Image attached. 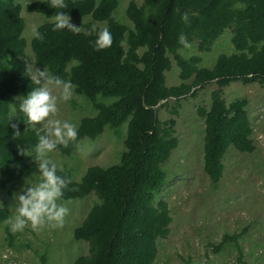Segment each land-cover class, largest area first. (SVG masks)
I'll return each instance as SVG.
<instances>
[{
    "label": "trees",
    "instance_id": "16d2710c",
    "mask_svg": "<svg viewBox=\"0 0 264 264\" xmlns=\"http://www.w3.org/2000/svg\"><path fill=\"white\" fill-rule=\"evenodd\" d=\"M66 7L53 8L51 0L26 4L30 12L48 20L33 37L36 63L51 76L71 81L74 91L87 98L96 113L83 117L77 136L56 151L70 154L81 139H94L107 128L115 133L127 123L125 149L117 162L89 166L80 181L57 165V175L70 178L61 201L83 198L94 192L98 200L74 230L76 239L89 244L87 254L74 264H158V241L171 232L172 216L167 201L155 204L166 180L163 163L179 144L175 119L162 122L156 108L165 100L195 94L196 88L216 81L209 107L198 109L205 121L203 170L214 186L224 175V156L230 147L253 152L252 122L248 99H224V87L236 79H258L264 84V0H131L129 28L114 13L119 0H64ZM91 16L105 26L88 27L73 33L53 30L52 16ZM187 15V21L181 19ZM73 23L72 21H70ZM74 24V23H73ZM75 25V24H74ZM25 20L16 0H0V189L12 195L24 176L38 173L33 159L21 148L34 151L37 130L21 119L10 120L15 96L36 87L24 60ZM232 28L235 52L221 53L212 67L202 65V56L186 57L179 36L197 41L200 51H209L226 28ZM107 28L110 47L97 49L95 33ZM172 58L180 68L181 84L168 86L166 72ZM16 123L19 135H13ZM41 134H42V130ZM10 218L0 204V224ZM242 233H225L215 252L233 243L238 264H250L240 239Z\"/></svg>",
    "mask_w": 264,
    "mask_h": 264
},
{
    "label": "rangeland",
    "instance_id": "374dc122",
    "mask_svg": "<svg viewBox=\"0 0 264 264\" xmlns=\"http://www.w3.org/2000/svg\"><path fill=\"white\" fill-rule=\"evenodd\" d=\"M22 5L25 27L22 36L26 40L24 60L33 77L43 70L51 76L48 69L39 66L35 60L31 42L32 30L48 20L44 15L30 12L26 4L34 0H16ZM131 0H119L114 16L129 28L134 25L127 14ZM139 4L142 0H135ZM79 29L105 26V22L96 21L91 16L71 17ZM232 28H226L214 42L209 51H200L198 42L189 43L180 52L186 57L194 54L202 56V65L212 67L221 53L235 52L232 42ZM180 68L174 58L170 70L166 72L168 86L181 84ZM218 88L216 81L196 88L195 94L181 98H171L156 107L162 122L175 119L178 146L163 163L166 180L157 192L155 204L160 200L168 202L172 222L167 238L158 241V264H238L237 251L233 243H227L219 252H215L225 233H242L240 239L250 264H264V84L258 79H236L224 87V99L229 103L236 98L248 99V112L252 122L253 152H240L230 147L223 162L224 175L218 186H214L203 170L205 121L199 115L201 106L209 107L211 93ZM52 91L59 97L60 90ZM16 95L12 104H19ZM58 113L55 118L68 120L78 126L85 116L96 113L91 102L82 95L73 92L71 99L58 100ZM17 109L14 119H21ZM28 126V125H27ZM33 128L32 126H28ZM37 128H33L38 130ZM127 123L119 132L107 128L100 136L81 139L70 154L54 150L48 154L59 167L72 172L75 180L80 181L87 168L92 165L108 166L117 162L125 149ZM29 158L35 152L27 151ZM39 174L27 173L24 182L36 181ZM13 194L0 189V204L8 208L10 218L14 212ZM98 200L92 192L83 198L61 201L68 212L61 227H43L39 232L26 225L22 232L12 233L8 219L0 224V264H74L80 256L87 254L89 244L76 239L74 230L86 218L92 205Z\"/></svg>",
    "mask_w": 264,
    "mask_h": 264
},
{
    "label": "clouds",
    "instance_id": "9594fccd",
    "mask_svg": "<svg viewBox=\"0 0 264 264\" xmlns=\"http://www.w3.org/2000/svg\"><path fill=\"white\" fill-rule=\"evenodd\" d=\"M53 8L66 7L64 0H51ZM187 21V15L181 17ZM71 17L63 11L56 12L52 16L53 30H68L73 33L80 29L70 22ZM36 39L42 36L36 29L32 30ZM112 43L111 33L107 28H101L95 33L94 46L97 49L110 47ZM179 43L185 48L190 47L183 33L179 36ZM36 87L19 97V104L10 105V120L17 115V109L26 118L23 120L28 126L37 128V143L32 157L37 165L39 176L36 181L24 182L19 192L13 193L14 212L8 220L9 230L12 233L22 232L26 225L39 232L43 227H61L68 208L58 203L63 196L64 189L71 183L70 178L57 175V164L48 157L58 144H66L77 136V127L68 120L61 121L55 118L58 113V100L67 101L72 98L74 85L71 81L62 80L56 76H49L43 70L38 77H32ZM60 90L59 97L52 88ZM13 135H19L16 123H12ZM42 130V134L41 131ZM25 155H28L24 152Z\"/></svg>",
    "mask_w": 264,
    "mask_h": 264
},
{
    "label": "water",
    "instance_id": "95a60500",
    "mask_svg": "<svg viewBox=\"0 0 264 264\" xmlns=\"http://www.w3.org/2000/svg\"><path fill=\"white\" fill-rule=\"evenodd\" d=\"M154 108H156V107H154Z\"/></svg>",
    "mask_w": 264,
    "mask_h": 264
}]
</instances>
